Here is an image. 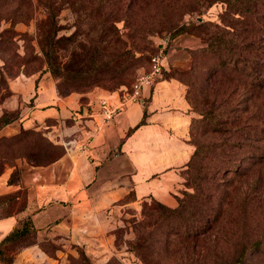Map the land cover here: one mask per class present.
Returning a JSON list of instances; mask_svg holds the SVG:
<instances>
[{
  "label": "trees",
  "instance_id": "trees-1",
  "mask_svg": "<svg viewBox=\"0 0 264 264\" xmlns=\"http://www.w3.org/2000/svg\"><path fill=\"white\" fill-rule=\"evenodd\" d=\"M5 1H9L8 5L11 4L9 16L6 18L16 22L29 21L33 17L35 8L32 0ZM41 1L51 14H58L65 3H68L84 15L97 14L101 17L99 32L96 37H92L94 47L85 54L92 63L75 69L77 77L84 76L85 80L75 83L65 81L60 84L61 87H70L71 91L91 87L98 82L103 86L117 87L127 80L123 56L130 51V68L142 60V56H136L135 48L141 40L148 42L149 34L179 25L178 20L186 12L205 2L226 3L222 22H211L209 26L205 24L201 27L207 35V46L202 49L207 52V65L202 60H196L192 71L195 73L194 78L185 81L176 76L188 85L187 96L190 103L194 106L196 103L201 104L197 106L200 116H193L190 124V141L195 145V150L187 167L195 175L194 190H187L176 206L153 198L167 210L169 216L165 233L155 239L180 252L178 264H248V251L264 244L263 241L260 238L250 241L245 226L241 227L240 224L237 232L239 237L230 246L234 255L231 259L219 255V252L224 251L219 242L226 234L220 223L222 209L220 206L216 207L212 200L214 197L221 199L218 192L221 184H227L228 187L229 183L234 182L235 176L252 179L254 170L264 165V0ZM119 21H124L125 26L132 30L135 49L120 50L121 36L117 25ZM186 28H189L186 24H180L175 33ZM4 31H8V28L2 32ZM42 38L43 50L51 62L56 54L57 40L50 32L44 33ZM199 68L204 70L201 74L198 73ZM89 75L93 77L89 78ZM164 75L175 76L166 70ZM197 80L198 93L195 84ZM108 81L111 83L108 84ZM60 93L63 94L62 91ZM86 98L82 96V100ZM13 110L17 113L10 115L8 113L12 110H4L0 116V129L18 116L19 110ZM197 122L200 126L203 125L202 135L213 133L206 140L200 141L197 138ZM141 123L142 121L138 125ZM47 144L53 155L47 156L43 162L36 161L33 164L51 163L65 152V146L61 143L47 139ZM17 171L16 169L13 172V177ZM229 174L230 178H223ZM219 175L221 178L217 179ZM254 181L256 183L251 187L240 192L243 195L241 202L248 203L255 194L264 193L260 189L264 183V171ZM235 197L232 199L237 202ZM35 231L29 218L17 224L0 241V262L11 264L16 253L6 254L7 246L26 241L27 238L33 240L24 243V247L33 243L36 241ZM139 236L142 245L151 249L155 247L156 240H152V237L148 238L142 233ZM42 243L41 240L40 246ZM70 261V264H93L83 250L79 257L71 255ZM109 264L121 263L115 258Z\"/></svg>",
  "mask_w": 264,
  "mask_h": 264
},
{
  "label": "crops",
  "instance_id": "crops-1",
  "mask_svg": "<svg viewBox=\"0 0 264 264\" xmlns=\"http://www.w3.org/2000/svg\"><path fill=\"white\" fill-rule=\"evenodd\" d=\"M164 53L166 71L186 65L172 49ZM187 87L178 77L163 75L153 87L144 88L142 100L127 104L113 120L87 118L80 129L71 118L74 111L86 113L89 103L99 97L112 96L117 101L122 90L97 86L86 93L62 94L47 72L23 73L12 80V95L0 103V116L6 108H18L19 115L0 134L36 126L62 144L74 134L93 136L88 150H82L78 142L65 147L63 155L51 163L19 160L0 172V241L27 218L36 229V241L18 251L11 264L59 260L40 246L44 238L63 246L68 242L85 245L99 261L111 248L106 229L111 212L122 200L134 204L156 198L176 204L174 191L181 170L195 150L190 141L194 113ZM18 168L20 173L13 177ZM57 253H64L63 249Z\"/></svg>",
  "mask_w": 264,
  "mask_h": 264
},
{
  "label": "rangeland",
  "instance_id": "rangeland-1",
  "mask_svg": "<svg viewBox=\"0 0 264 264\" xmlns=\"http://www.w3.org/2000/svg\"><path fill=\"white\" fill-rule=\"evenodd\" d=\"M32 1L35 8L33 17L29 21L15 22L6 18L9 16L8 10L11 8V4L8 5L9 1L0 0V103L11 97V82L23 73L30 75L47 72L56 80L59 92L62 91L63 94L72 92L70 87H61L60 84L65 81L75 83L85 80L84 76L77 77L75 69L92 63L91 60H87L85 54L94 47L92 37H96L99 32L101 17L97 14L84 15L83 12L77 11L68 3H65L66 5L58 14H51L44 2L41 0ZM225 8L226 3L223 1L205 2L186 12L178 20L179 25L149 34L148 42L141 40L138 47H135V43L133 44L130 27L125 26L124 21H119L117 25L119 26L118 33L121 36L120 50H133L135 47L136 56H142V60L135 67L130 68L128 59L130 51L123 56L122 61L125 60L124 73L127 80L117 87L103 86L101 82H98L91 87L79 88L74 91L86 93L99 86L107 90H122L121 93H123L124 88L130 87L140 73L149 70L150 58L154 54L160 53L162 48L164 51L172 49L173 54L179 55L180 59L186 62V65L172 67L168 72L185 81L192 79L195 75L192 71L196 60H202L207 65V52L202 50L204 46H207V35L201 27L205 24L209 26L211 22H222ZM142 16L143 13L140 17ZM180 24H186L189 28L175 33ZM5 28H8V31L2 32ZM46 32L53 34L57 40L56 54L51 62L43 50L42 35ZM203 71L201 68L198 69L200 74ZM92 77L89 75V78ZM195 84H197L196 92L198 93L199 80ZM83 96L86 97V95ZM199 105L201 104L199 103ZM199 105L196 103V106H192L194 117L200 116ZM6 109L12 110L8 113L10 115L17 113L13 108ZM17 118L18 116L14 120ZM196 124L198 125L197 138L200 141L206 140L213 134L202 135L203 125L200 126L199 122ZM27 128L30 129L21 127L14 133L0 134V171L7 166L17 164L19 160H27L33 164L36 161L43 162L47 156L53 155L52 150L48 148L47 139L54 140L49 137L45 129L36 126ZM34 129L39 131L35 132ZM17 170L15 174L20 173V169ZM254 171L252 179L235 176L234 182L229 183L228 187L227 184H221L218 190L222 196L221 199L214 197L212 200L217 205L216 207L220 206L222 209L220 223L226 237L220 239L219 246L224 251L219 252V255H222L223 258L231 259L234 255L230 246L235 238L239 237L237 232L240 229V224L241 227L245 226L250 241L260 238L264 243V193L255 194L248 203L240 201L243 196L240 195V192L256 183L254 179L264 171V165ZM230 176L231 174L225 175L223 178L228 179ZM194 178L192 169L186 165L181 170V179L174 191L176 204L171 206H176L179 198L183 197L187 190H194ZM220 178V175L217 176V179ZM261 186L262 191L264 183ZM233 197L237 199V202L232 199ZM125 201L127 200H122L121 206L110 214L109 229H106V233L111 238V248L106 250L105 256H102L104 259L96 260L93 257L94 253L89 252L85 245L68 242L63 246L52 238H44L41 247L51 256L59 258V260L52 261L51 264H70V256L79 257L82 250L89 256L93 264H109L115 258L121 264H178L180 252L171 245L166 247L160 240L155 239L165 233L169 219L167 210L153 198H147L134 204L123 203ZM141 233L156 240L153 249L142 245L139 236ZM30 240L33 238H27L26 241L7 246L6 254L17 253L24 248V243ZM58 249H63L64 253H60L58 256ZM248 252V264H264V244L258 245Z\"/></svg>",
  "mask_w": 264,
  "mask_h": 264
},
{
  "label": "built area",
  "instance_id": "built-area-1",
  "mask_svg": "<svg viewBox=\"0 0 264 264\" xmlns=\"http://www.w3.org/2000/svg\"><path fill=\"white\" fill-rule=\"evenodd\" d=\"M164 54V48L161 49L160 53L154 54L151 57L149 70L140 73L130 88H124L117 101H114L112 96L96 98L89 103L86 113H83L82 110H76L72 113L71 118L79 124L80 129L84 127L87 118L98 117L104 123L113 120L118 111L127 104L143 99L145 87H153L155 82L163 77L165 71ZM92 136L93 134L90 132L82 137L74 134L64 141V146L71 148L79 142L82 150H88Z\"/></svg>",
  "mask_w": 264,
  "mask_h": 264
}]
</instances>
